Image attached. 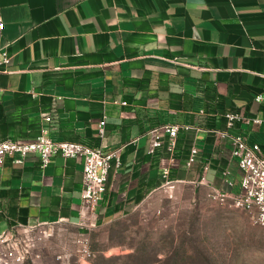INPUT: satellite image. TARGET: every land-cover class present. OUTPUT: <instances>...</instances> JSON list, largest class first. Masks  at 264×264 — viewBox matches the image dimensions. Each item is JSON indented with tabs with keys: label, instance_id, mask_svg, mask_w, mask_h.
I'll return each instance as SVG.
<instances>
[{
	"label": "crops",
	"instance_id": "obj_1",
	"mask_svg": "<svg viewBox=\"0 0 264 264\" xmlns=\"http://www.w3.org/2000/svg\"><path fill=\"white\" fill-rule=\"evenodd\" d=\"M0 19V57H10L0 67V140L45 129L55 141L118 150L91 216L82 157L56 155L45 168L36 153L7 157L0 235L97 227L178 184L240 192L232 136L264 150V0H0ZM230 112L263 121L228 127ZM166 123L180 125L171 153L168 137L153 150Z\"/></svg>",
	"mask_w": 264,
	"mask_h": 264
},
{
	"label": "rangeland",
	"instance_id": "obj_2",
	"mask_svg": "<svg viewBox=\"0 0 264 264\" xmlns=\"http://www.w3.org/2000/svg\"><path fill=\"white\" fill-rule=\"evenodd\" d=\"M81 232L63 222L37 227L30 232L36 250L21 264H264V225L187 184L162 188L131 213L89 229L92 257L80 256Z\"/></svg>",
	"mask_w": 264,
	"mask_h": 264
},
{
	"label": "built area",
	"instance_id": "obj_3",
	"mask_svg": "<svg viewBox=\"0 0 264 264\" xmlns=\"http://www.w3.org/2000/svg\"><path fill=\"white\" fill-rule=\"evenodd\" d=\"M4 22L0 19V29ZM10 63V57L2 54L0 67ZM1 90V87H0ZM260 100L261 97H258ZM228 127L237 121L248 123H261L262 118H249L238 112L227 113ZM52 121V116H46ZM105 122L99 125L100 132H104ZM180 130L179 124L166 123L153 130V150L163 146L164 137L169 138L167 146L171 153L175 147V141ZM225 137L227 131H221ZM39 154L41 166H48L54 156L82 157L83 158V189L82 210L85 215L91 216L107 190V182L113 159L118 162V150H105L101 147L90 146L79 141L60 140L55 141L47 130L42 129L39 134L28 139H1L0 140V164L7 157H12L14 162L23 163L29 154ZM197 154V149H192V156ZM232 154L238 160L241 172V190L238 193L211 187L208 196L211 200L250 212L255 223L264 225V150L259 143H250L245 134L239 133L232 136ZM206 169V168H205ZM169 168H165L164 175H169ZM204 179V177H203ZM230 184L232 182L229 181ZM26 226L15 228L13 232L0 235V264H21L26 258L33 256L36 250L37 240L30 237L37 227ZM78 236L77 244L80 256L89 258L95 255L90 246V238L87 235V226Z\"/></svg>",
	"mask_w": 264,
	"mask_h": 264
},
{
	"label": "trees",
	"instance_id": "obj_4",
	"mask_svg": "<svg viewBox=\"0 0 264 264\" xmlns=\"http://www.w3.org/2000/svg\"><path fill=\"white\" fill-rule=\"evenodd\" d=\"M175 260H176V258H175ZM176 262V261H175Z\"/></svg>",
	"mask_w": 264,
	"mask_h": 264
}]
</instances>
